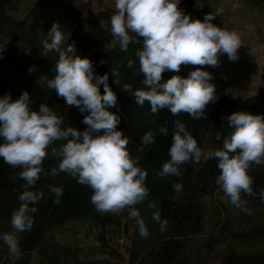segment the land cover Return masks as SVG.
<instances>
[{
  "label": "trees",
  "instance_id": "16d2710c",
  "mask_svg": "<svg viewBox=\"0 0 264 264\" xmlns=\"http://www.w3.org/2000/svg\"><path fill=\"white\" fill-rule=\"evenodd\" d=\"M213 1L216 2L202 0L204 7L200 8L195 0H180L179 7L192 19H202L205 13H211L215 16L212 23L225 29L222 13L215 15L221 6ZM224 2L223 12L234 2L247 3L256 11L264 12V0ZM113 11L107 5L89 9L80 0H0V42L5 43L0 58V96L10 93L15 100L26 90L30 93L32 109L46 103L63 118V126L81 131L87 127L82 123L87 113L66 105L55 89H47L46 82L40 79L55 75L52 68L58 54L53 51L42 56L40 51L41 40L51 25L58 22L65 34L62 47L73 44L75 55L92 61L95 74L109 73L108 83L117 95L116 106L109 110L121 117L117 128L128 136L126 147L130 155L147 173L145 184L149 195L136 207L146 221L149 235H138L127 209L119 213H98L90 202L92 190L66 173L60 172L55 178L48 176L46 173L57 160L46 157L42 162L44 171L30 189L42 192L43 196L35 205L37 211L32 214L31 230L16 234L21 256L15 264H264V201L259 197L260 189L264 188V165H253L250 169L253 194L241 193L250 215L232 205L216 185L219 170L214 158L184 163L181 177L157 175L162 163L169 159L173 121L183 122L204 150L221 147L231 131L223 117L235 111L264 115V87L256 95L234 97L232 86L215 67L182 65L178 72H163L161 82L173 75L185 77L190 70L203 67L212 73L218 100L209 102L206 115L199 120L184 112L173 116L167 109L151 113L147 102L143 107L136 105L121 90L122 85L113 83L111 70L115 67L122 83H130L133 88L144 87L142 76L131 75V69L126 67L129 59L138 66L135 51L139 45L130 43L126 51L105 48L112 38L109 18ZM226 15L231 16L227 10ZM33 65L35 70L29 74L27 69ZM100 91L103 93V85ZM161 126L168 128L167 135L158 133ZM149 130L155 133V141L140 150L141 136ZM19 171L0 158V233L13 231L10 217L19 207L18 195L24 190V181L17 175ZM176 182L183 185L179 199H173L172 185ZM49 184L63 187L59 204L53 203ZM148 201L155 203L161 219L167 220L165 231L161 232L158 224L150 219L156 209H149ZM80 227L88 230L90 245H80L77 239ZM0 264H11L3 242H0Z\"/></svg>",
  "mask_w": 264,
  "mask_h": 264
},
{
  "label": "clouds",
  "instance_id": "9594fccd",
  "mask_svg": "<svg viewBox=\"0 0 264 264\" xmlns=\"http://www.w3.org/2000/svg\"><path fill=\"white\" fill-rule=\"evenodd\" d=\"M179 4L180 0H114V11L109 18L112 38L105 48L118 47L126 51L130 43L139 45L135 51L138 66L129 59L126 67L131 69V75L142 76L144 87L133 88L130 83H122L119 70L115 67L111 70L113 83L122 85L121 90L130 95L136 105L143 107L147 102L153 114L167 109L173 116L184 112L199 120L206 115L209 102L219 98L212 73L196 67L185 77L173 75L161 82L162 73L178 72L182 65L216 67L224 54L234 61L241 41L235 31L212 23L213 14L205 13L202 19H192ZM195 5L204 7L202 0H195ZM232 7L235 9L238 4L234 2ZM223 11L222 7L217 8L215 15ZM64 40L61 25L54 22L41 40L40 55L48 56L53 51L58 54L52 68L55 75L51 79H40L46 82L47 89H55L66 105L87 113L82 120L87 126L83 131L63 126V118L46 103L32 109L30 93L26 90L15 100L10 93L0 96V158L5 164L18 167L17 175L24 181V190L18 195L21 203L10 217L13 231L0 233V242L6 245L11 264L21 256L16 234L31 230L32 214L37 211L35 205L43 196L42 192L30 189L40 179L46 157L57 160L46 173L48 176L55 178L60 172L66 173L92 190L90 202L98 213H119L127 209L138 235H149L146 221L136 207L149 195L145 184L147 173L130 155L126 147L128 136L117 128L121 117L109 110L117 103V95L108 83L109 73L95 74L92 61L75 55L73 44L62 47ZM4 51L5 43L0 42V58ZM34 70L33 65L27 72L31 74ZM223 119L231 131L221 147L209 150L198 146L183 122L173 121L169 159L162 163L157 175L181 177L184 163L195 164L214 158L219 170L216 185L232 205L250 215L251 210L245 206L241 193L253 194L250 169L253 165H264V115L235 111ZM157 131L168 134L166 126ZM154 141L155 133L145 132L140 139V150ZM172 188L173 199H179L182 183L176 182ZM48 190L54 195L53 203L59 204L63 187L49 184ZM259 197L264 201V188L260 189ZM147 207L156 209L150 219L158 224L161 232L165 231L168 222L161 219L155 203L148 201Z\"/></svg>",
  "mask_w": 264,
  "mask_h": 264
},
{
  "label": "rangeland",
  "instance_id": "374dc122",
  "mask_svg": "<svg viewBox=\"0 0 264 264\" xmlns=\"http://www.w3.org/2000/svg\"><path fill=\"white\" fill-rule=\"evenodd\" d=\"M80 1L89 9H100L103 5L114 9V0ZM214 4L222 8L226 5L224 0H216ZM246 4H239L234 12L232 5L226 8L231 14L230 17L225 16L226 10L222 12L225 30L235 31L241 41V46L237 49V59L230 61L226 54L221 55L220 62L215 67L232 86L234 97L253 96L264 87V12L259 9L256 11ZM256 14L259 20L255 17ZM87 233L86 227H80L77 234L80 245L92 243Z\"/></svg>",
  "mask_w": 264,
  "mask_h": 264
}]
</instances>
